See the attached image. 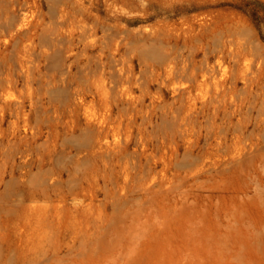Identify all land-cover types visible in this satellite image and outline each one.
<instances>
[{
  "label": "rangeland",
  "instance_id": "obj_1",
  "mask_svg": "<svg viewBox=\"0 0 264 264\" xmlns=\"http://www.w3.org/2000/svg\"><path fill=\"white\" fill-rule=\"evenodd\" d=\"M0 264H264V0H0Z\"/></svg>",
  "mask_w": 264,
  "mask_h": 264
},
{
  "label": "bare ground",
  "instance_id": "obj_2",
  "mask_svg": "<svg viewBox=\"0 0 264 264\" xmlns=\"http://www.w3.org/2000/svg\"><path fill=\"white\" fill-rule=\"evenodd\" d=\"M39 171H40V170H39ZM41 172H42V171H41ZM41 172H40V173H41ZM37 175H38V174H37ZM40 178H41V177H40ZM43 178H44V177H43ZM43 187H44V186H43ZM42 189H43V188H42ZM38 190H39V189H38Z\"/></svg>",
  "mask_w": 264,
  "mask_h": 264
}]
</instances>
